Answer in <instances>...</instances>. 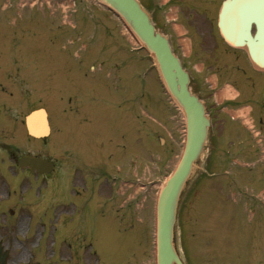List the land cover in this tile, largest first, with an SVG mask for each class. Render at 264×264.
Masks as SVG:
<instances>
[{
	"label": "rangeland",
	"instance_id": "1",
	"mask_svg": "<svg viewBox=\"0 0 264 264\" xmlns=\"http://www.w3.org/2000/svg\"><path fill=\"white\" fill-rule=\"evenodd\" d=\"M141 1L153 13L159 30L169 35L175 51L179 50L178 39H180L184 43V52L187 54L191 34L181 36L183 31L179 25L185 23L181 10L185 11L187 7L197 5L198 0H172L166 6L161 4L167 0H154L153 5L151 0ZM6 3L8 0H0V6ZM35 3L38 6L35 10L41 11L46 8L44 12L46 15L47 12L53 11L55 13L53 18L56 21L68 22H70L68 19L70 15L62 13L60 7L69 9L67 6L75 4L74 15L80 17L81 21H85V26L88 24L83 36H77V46L70 45L67 50H64L63 40H59L58 33L61 30L67 31L66 27L54 21L49 22L46 28L47 38L45 35V42H41L46 45L47 39L49 44V49L47 48L51 59L49 65H53L54 61L62 58H75L76 53L80 51V57L88 53L100 55L102 58L109 54L114 55L122 61L125 69L128 68L132 73L133 88L136 92L132 114L129 116L134 118L135 151H133L132 168L131 157L125 158L121 153L128 144L125 131H119L114 142L111 140L116 152L113 154L106 150L107 137L102 138L98 143L102 145L100 149L93 140H79V132L76 134L78 140H68L64 135L66 130L63 118L64 109H68V106H63L62 87L58 89L60 91L51 92L49 101L45 105L54 134L53 139L51 141L49 139L46 144L30 138L27 134H25L26 138L23 135L25 127L22 125L0 124V241L9 252L6 264H155V203L159 190L171 175L184 145L183 114L166 93L158 71L152 64L153 57L143 49L133 48L139 45L130 38L125 26L119 22L120 19L103 7L99 0H40L38 2L12 0L10 2V4L18 5ZM178 11L179 20L177 23H172L171 17L176 16ZM28 15L34 16L32 13ZM46 21L49 19L46 18ZM70 40L72 42L73 37H70ZM84 43L86 49L83 50L81 45ZM78 47L80 50H77ZM4 49L5 52L2 55L6 57L2 60L6 61L8 59L7 45ZM9 57L12 58V52ZM2 68L14 71L15 65L11 63L10 69L5 65ZM97 68L105 69L106 67L98 65ZM2 79L5 83L12 84V87L16 84V78L2 77ZM10 90L7 88L0 91V102L8 103L6 106H12L19 115L22 113L21 106L26 109L36 106L31 98L25 102L19 95L17 98L16 89L12 94ZM143 91H145V97L141 95ZM77 107L72 106L73 109ZM229 111L234 113L230 107ZM224 114L230 118L229 113ZM104 120L110 125V116H106ZM128 120L130 123L131 120ZM126 123L127 120L120 119L118 127L125 126ZM108 125L103 124L106 132L110 131ZM72 127L76 130L80 128L77 124ZM83 135L84 138H89L92 130L86 129ZM55 137L65 141L63 144H58ZM28 143H37V146L42 147L39 149H43L41 150L43 153L48 156H51L49 154L60 156L61 161H64L63 149H73L80 154L79 159L80 156L82 159L92 156L90 161H97V166L102 169L100 172V169L96 168L101 180L99 184L97 179L95 184L98 192L93 191V196H88L87 200L84 190L86 189L88 194L91 190L83 183L71 185L65 191L53 182L48 183V187L42 188L34 183L36 180L33 177H22L18 180L19 172L9 162L10 157L5 153L14 149L20 151L34 149ZM79 159L72 154L71 165L65 160L69 169L73 171L74 179L77 165L81 161ZM11 161L14 164L13 160ZM81 166L89 169L85 164ZM119 168H123L121 174L124 176H126V169L132 168V174L129 171L130 175H128L132 179L130 181L132 187L125 185L124 180L118 186L114 184L113 177ZM80 187L83 193L82 204L74 199ZM237 190V188L230 190L224 188V191L231 195L229 200L238 199L239 190ZM208 191L211 194L209 200H201V204L197 206L191 187L185 194L177 237V245L182 256L188 264L252 262L257 249V236L248 234L245 225L253 220V213H261L264 219V207L261 208V212L254 208V212L250 213L246 210V206L233 205L229 200L226 204L223 185L210 184ZM214 193L216 194L213 197ZM13 212L14 215H12ZM29 229L31 234L25 237ZM129 240H131L130 244H128Z\"/></svg>",
	"mask_w": 264,
	"mask_h": 264
},
{
	"label": "flooded vegetation",
	"instance_id": "2",
	"mask_svg": "<svg viewBox=\"0 0 264 264\" xmlns=\"http://www.w3.org/2000/svg\"><path fill=\"white\" fill-rule=\"evenodd\" d=\"M219 1L198 0L197 5L181 10L188 29L186 34H191V44L189 53L185 54L181 45L178 52L184 67L190 72L192 89L204 101L212 121L206 174L203 173L194 182L193 196L196 203L209 200V185L217 184L223 185L225 203L231 195L224 188H237L238 199L232 198L229 201L233 200L241 206L261 207L264 206V67L252 58L246 42L236 48L225 41L217 25L221 8ZM0 8L17 12L19 19L13 24H0V44L8 42L10 45L6 61L2 60L6 57L2 55L5 49H0V81L3 74L12 76L11 69L2 68L12 60L14 64H18L14 75L15 85L21 89L23 99L27 100L26 94L30 90L27 96L32 94V102L45 105L51 92L62 87L63 106H68V109H64L65 137L71 141L78 140L76 134L79 132V140H93L97 145L106 132L102 125L101 106H112V110L115 106H134L133 77L129 70L117 69L116 60H108V65L111 66L109 69L94 67H103L106 63V60L99 59L100 55L84 59L62 58L49 65L51 59L47 45L45 47L41 43V37L48 35V25L22 20L21 12H31L34 6L7 4ZM31 34L41 37L25 40L23 43L22 38ZM77 39H74V43ZM70 43L68 39L67 44ZM13 49L17 52L13 53ZM11 52L12 58L9 57ZM184 57L187 59L184 60ZM83 63L88 64L89 68H83ZM71 106H78L76 111L80 114L79 119L74 117ZM229 107L238 110V115L230 114ZM70 110L71 113H68ZM10 111L9 106L0 105V124L10 122L7 118ZM109 113L108 109L106 116ZM224 113H229L230 118ZM105 122L107 123L106 120ZM117 122L115 121L116 124ZM112 123L111 120L110 126ZM74 124L80 128L76 130L72 127ZM88 128L92 130V135L84 138L83 132ZM71 153L66 150L64 158L67 159ZM127 153L132 159V145L127 148ZM12 155L16 162L25 155L52 161L51 172L36 176L46 181H64L65 186H70L72 177L69 166L63 163L60 168L56 156L35 151L19 156L13 152ZM23 170L30 172L28 167ZM87 180L95 183L94 171L89 172L88 176L87 173H82L81 181ZM254 234L256 235V231Z\"/></svg>",
	"mask_w": 264,
	"mask_h": 264
},
{
	"label": "water",
	"instance_id": "3",
	"mask_svg": "<svg viewBox=\"0 0 264 264\" xmlns=\"http://www.w3.org/2000/svg\"><path fill=\"white\" fill-rule=\"evenodd\" d=\"M113 10L128 26L153 56L158 64L165 85L183 108L186 116L187 136L185 154L177 169L163 185L157 202V264H183L174 244L177 209L182 192L191 178L194 166L200 159L207 140L210 119L202 101L189 88V75L173 53L167 37L156 31L152 17L138 0H100ZM252 22L257 31L251 34ZM220 28L226 40L240 45L246 39L251 52L264 65V0H226L220 15ZM42 119L41 129L35 123ZM31 133L42 135L47 132V119L43 110L27 117ZM28 165L34 166L27 160ZM8 252L0 243V264H5Z\"/></svg>",
	"mask_w": 264,
	"mask_h": 264
},
{
	"label": "bare ground",
	"instance_id": "4",
	"mask_svg": "<svg viewBox=\"0 0 264 264\" xmlns=\"http://www.w3.org/2000/svg\"><path fill=\"white\" fill-rule=\"evenodd\" d=\"M152 21H153V19H152ZM153 24H154V21H153ZM126 29V31H127V33H129V31H128V29L127 28H125ZM157 31V30H156ZM162 34V33H161ZM163 35V34H162ZM130 38L134 41V42H136L137 43V40H136V38L130 33ZM180 106V105H179Z\"/></svg>",
	"mask_w": 264,
	"mask_h": 264
}]
</instances>
